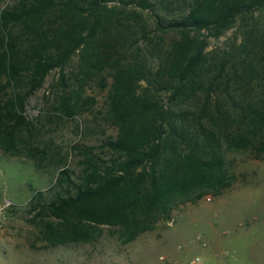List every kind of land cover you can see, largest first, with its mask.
I'll use <instances>...</instances> for the list:
<instances>
[{
    "label": "trees",
    "instance_id": "1",
    "mask_svg": "<svg viewBox=\"0 0 264 264\" xmlns=\"http://www.w3.org/2000/svg\"><path fill=\"white\" fill-rule=\"evenodd\" d=\"M53 70L67 116L109 87L118 132L108 157L73 146L79 173L27 114ZM0 147L59 170L54 242L94 240L99 224L129 242L221 195L237 180L227 150L264 157V0H15L0 10Z\"/></svg>",
    "mask_w": 264,
    "mask_h": 264
},
{
    "label": "rangeland",
    "instance_id": "2",
    "mask_svg": "<svg viewBox=\"0 0 264 264\" xmlns=\"http://www.w3.org/2000/svg\"><path fill=\"white\" fill-rule=\"evenodd\" d=\"M14 2L0 0V10ZM224 39H211V45H223ZM59 76L58 70L51 72L27 114L79 173L83 156L73 146L108 157L103 142L118 129L107 115L109 87L96 82L83 96V111L72 116L58 111ZM225 157L237 175L231 187L180 204L170 219L132 241L121 239L117 227L99 224L94 240L54 242L51 231L60 221L46 205L67 191L58 185L59 170L0 147V264H264V157L233 149Z\"/></svg>",
    "mask_w": 264,
    "mask_h": 264
},
{
    "label": "built area",
    "instance_id": "3",
    "mask_svg": "<svg viewBox=\"0 0 264 264\" xmlns=\"http://www.w3.org/2000/svg\"><path fill=\"white\" fill-rule=\"evenodd\" d=\"M198 260H200V258L195 259L194 262H196V261H198Z\"/></svg>",
    "mask_w": 264,
    "mask_h": 264
}]
</instances>
